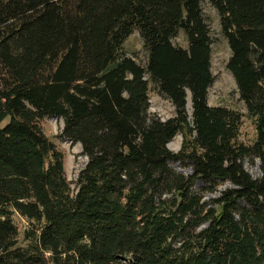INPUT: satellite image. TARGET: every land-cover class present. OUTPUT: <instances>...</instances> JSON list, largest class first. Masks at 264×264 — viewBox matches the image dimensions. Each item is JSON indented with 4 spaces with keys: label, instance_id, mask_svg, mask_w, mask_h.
<instances>
[{
    "label": "trees",
    "instance_id": "trees-1",
    "mask_svg": "<svg viewBox=\"0 0 264 264\" xmlns=\"http://www.w3.org/2000/svg\"><path fill=\"white\" fill-rule=\"evenodd\" d=\"M202 1L0 0V264H264V0H209L256 120L250 144L239 113L207 102ZM134 30L146 66L123 50ZM147 75L172 117L150 114ZM187 90L193 145L173 152ZM44 117L87 157L75 192Z\"/></svg>",
    "mask_w": 264,
    "mask_h": 264
},
{
    "label": "rangeland",
    "instance_id": "rangeland-1",
    "mask_svg": "<svg viewBox=\"0 0 264 264\" xmlns=\"http://www.w3.org/2000/svg\"><path fill=\"white\" fill-rule=\"evenodd\" d=\"M203 16L209 26L211 37V72L214 75V81L207 89V102L212 106H224L241 115V124L239 127L238 140L245 144H250L255 138L256 120L252 117L241 100L235 80L227 69V62L230 57V48L224 37L219 15L209 0L201 2ZM174 45L187 48L188 42L183 30L171 38ZM123 50L128 57H131L141 66H146L148 53L144 47L143 39L137 30H134L123 43ZM148 96L149 112L151 115L166 120L175 113L174 106L170 99L162 94L157 85L148 77ZM188 102V100H187ZM187 121L184 127L167 144V147L178 152L183 147H191L195 132L193 130L191 114L186 109ZM39 124L45 135L55 144L57 150L62 152L64 159V169L67 181L72 192L77 187V177L79 171L84 167L87 157L82 154V148L79 143H73L61 136L63 120L57 117H44ZM251 171L255 164L246 165ZM189 169L188 166L183 167ZM12 221L18 231V243L25 245L24 232L31 226L30 221L18 213H13Z\"/></svg>",
    "mask_w": 264,
    "mask_h": 264
},
{
    "label": "water",
    "instance_id": "water-1",
    "mask_svg": "<svg viewBox=\"0 0 264 264\" xmlns=\"http://www.w3.org/2000/svg\"><path fill=\"white\" fill-rule=\"evenodd\" d=\"M186 92H187V95H186V105H187V100H188V98H189L190 106H191V95H190V92H189L188 90H187ZM191 112H192V107H191ZM175 166H176V168H177L178 170H180V171H184L182 168H180V167L178 166V164H176ZM186 172L191 173V172H192V169H188V170H186ZM250 172L253 173V174H259V173H260V170H259V161H257L254 170H253V171L250 170ZM225 187H226V185H224L221 189H224Z\"/></svg>",
    "mask_w": 264,
    "mask_h": 264
},
{
    "label": "bare ground",
    "instance_id": "bare-ground-1",
    "mask_svg": "<svg viewBox=\"0 0 264 264\" xmlns=\"http://www.w3.org/2000/svg\"><path fill=\"white\" fill-rule=\"evenodd\" d=\"M187 107H188V111H189V113L191 114V106H190L189 98H188V102H187Z\"/></svg>",
    "mask_w": 264,
    "mask_h": 264
}]
</instances>
